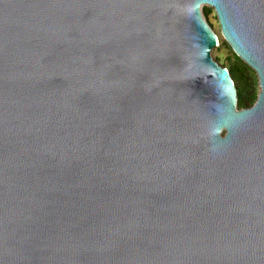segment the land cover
I'll return each mask as SVG.
<instances>
[{
  "label": "water",
  "instance_id": "1",
  "mask_svg": "<svg viewBox=\"0 0 264 264\" xmlns=\"http://www.w3.org/2000/svg\"><path fill=\"white\" fill-rule=\"evenodd\" d=\"M0 264H264V0H0Z\"/></svg>",
  "mask_w": 264,
  "mask_h": 264
},
{
  "label": "trees",
  "instance_id": "2",
  "mask_svg": "<svg viewBox=\"0 0 264 264\" xmlns=\"http://www.w3.org/2000/svg\"><path fill=\"white\" fill-rule=\"evenodd\" d=\"M202 13L204 18L207 20V24L212 29L209 19L214 13L213 10L211 8H204ZM220 47H224L229 50L226 60L227 64H223L222 67L229 71L235 85L237 92V109L239 111L251 109L255 105L259 95L260 89L258 77L252 69H250L235 55L231 47L226 42H222Z\"/></svg>",
  "mask_w": 264,
  "mask_h": 264
},
{
  "label": "rangeland",
  "instance_id": "3",
  "mask_svg": "<svg viewBox=\"0 0 264 264\" xmlns=\"http://www.w3.org/2000/svg\"><path fill=\"white\" fill-rule=\"evenodd\" d=\"M204 8H209V7H204ZM213 12L214 13L211 15V17L209 19V23L212 26V31L217 36L219 42H218L217 47L212 51V57L222 67L223 64H227L226 60H227V56L229 54V50L227 48L220 47L222 42H226V41H225V39H224V37L222 35V31H221V27H220L217 15H216L214 10H213ZM205 21L207 22L206 19H205ZM218 59H219V61H218ZM259 92H260V90H259Z\"/></svg>",
  "mask_w": 264,
  "mask_h": 264
}]
</instances>
